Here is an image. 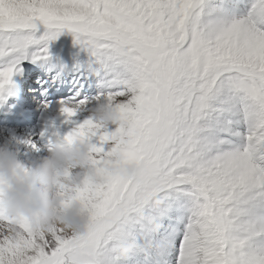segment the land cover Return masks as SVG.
<instances>
[{"label": "snow or ice", "instance_id": "6c2138e0", "mask_svg": "<svg viewBox=\"0 0 264 264\" xmlns=\"http://www.w3.org/2000/svg\"><path fill=\"white\" fill-rule=\"evenodd\" d=\"M65 29L86 53L71 66L49 50ZM25 60L72 86L44 102L48 144L97 136L98 169L117 153L143 167L75 189L84 234L21 218L0 264L21 249L24 264H264V0H0V102ZM105 96L123 127L74 119ZM57 119L73 127L60 135Z\"/></svg>", "mask_w": 264, "mask_h": 264}, {"label": "clouds", "instance_id": "9594fccd", "mask_svg": "<svg viewBox=\"0 0 264 264\" xmlns=\"http://www.w3.org/2000/svg\"><path fill=\"white\" fill-rule=\"evenodd\" d=\"M87 111L104 128L109 124L123 127L118 108L106 96L90 99ZM47 148L46 156L25 167L13 147L0 145V235L18 239L21 218L30 220L37 229L57 226L69 235L84 234L90 214L83 201L74 198L75 189L85 180L99 182L102 172L133 177L143 167L142 160L117 153L98 169L92 145L82 137L69 140L58 135ZM4 218L10 219L5 222ZM26 257L27 250L21 249L5 256L4 264H24Z\"/></svg>", "mask_w": 264, "mask_h": 264}, {"label": "bare ground", "instance_id": "6f19581e", "mask_svg": "<svg viewBox=\"0 0 264 264\" xmlns=\"http://www.w3.org/2000/svg\"><path fill=\"white\" fill-rule=\"evenodd\" d=\"M54 107L55 106H53V108ZM53 108H48V111L53 110ZM87 115L88 114L84 110L74 117V119L82 121L84 118L88 117ZM27 141L32 140L25 138L17 131L9 132L5 131L3 128H0V145L8 143L11 147H13L18 153V159L25 164V167L39 162L42 157L47 155L35 142L34 143L37 145V147L33 148L31 144L27 143Z\"/></svg>", "mask_w": 264, "mask_h": 264}, {"label": "rangeland", "instance_id": "374dc122", "mask_svg": "<svg viewBox=\"0 0 264 264\" xmlns=\"http://www.w3.org/2000/svg\"><path fill=\"white\" fill-rule=\"evenodd\" d=\"M72 40H74V34L70 30L65 29L61 32V34L57 37V39L55 41H53V43L58 44V42H61V44H70V41H72ZM23 63H24V61L22 62V64ZM26 64H27V62H26ZM85 111L88 114L87 116H90V113L86 109H85ZM69 126L71 127L72 125H69ZM116 127H117V125H115V124H109L106 128L102 129V131L107 130L108 132H112L116 129ZM67 131H69V130H67ZM59 133H60V135H63L61 132H59ZM89 142L90 143H99V139L97 136H94V137L90 138ZM112 143L113 142H111V141L104 143L103 146L105 148V151H107L111 148Z\"/></svg>", "mask_w": 264, "mask_h": 264}]
</instances>
